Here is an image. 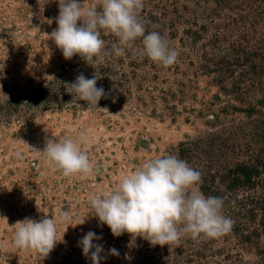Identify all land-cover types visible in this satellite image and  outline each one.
<instances>
[{"label":"rangeland","instance_id":"1","mask_svg":"<svg viewBox=\"0 0 264 264\" xmlns=\"http://www.w3.org/2000/svg\"><path fill=\"white\" fill-rule=\"evenodd\" d=\"M58 15L57 0H0V264H92L78 246L89 231L102 237L101 264H264V0H143L146 34L158 31L178 52L168 67L133 49L94 68L65 60L45 35ZM101 38L109 51L118 43L107 30ZM80 74H97L107 94L97 107L108 112L68 90ZM49 138L79 142L99 172L65 178L36 151ZM168 154L201 173L205 196L223 199L228 233L153 246L114 237L91 215V195ZM61 210L71 219L57 225L63 241L46 259L13 245L17 221Z\"/></svg>","mask_w":264,"mask_h":264},{"label":"clouds","instance_id":"2","mask_svg":"<svg viewBox=\"0 0 264 264\" xmlns=\"http://www.w3.org/2000/svg\"><path fill=\"white\" fill-rule=\"evenodd\" d=\"M57 2V27L50 35H45L51 38L65 60L79 56L93 67L102 63L105 56L113 53L123 56L126 49H133L164 67L177 61L178 52L165 37L155 30L146 34L145 23L138 15L143 0H99L98 6L87 9L81 0ZM102 30L118 38L111 51L106 49L105 40L101 38ZM140 38L142 47L138 48L136 42ZM98 79L97 74L90 79L80 74L67 88L89 107L108 112L107 108L97 107L99 101L107 97L103 87L96 86ZM36 151L65 178L91 177L100 170L98 165L92 164L80 143L71 138L59 141L49 138L44 148ZM201 182L198 170L186 160L168 154L144 162L124 175L114 191L105 192L103 196L93 194L88 203L91 215L101 225H106L114 237L127 233L133 240L139 237L153 246L178 245L186 235L194 240L201 235L219 238L231 230L233 221L222 214L224 201L221 197L205 196L201 192ZM0 219L7 220L6 217ZM70 219L68 210H61L55 219L45 215L39 220L25 217L13 226V245L21 250H34L46 259L63 241V237L57 239V225L66 224ZM86 219H81L78 225L85 224ZM100 239L102 237L89 231L78 242L92 264H101L106 258L102 255L104 246L94 243ZM107 255L118 257L120 253L111 248Z\"/></svg>","mask_w":264,"mask_h":264}]
</instances>
